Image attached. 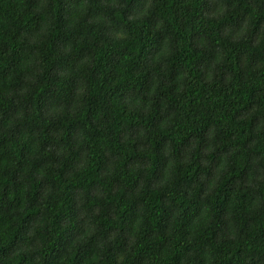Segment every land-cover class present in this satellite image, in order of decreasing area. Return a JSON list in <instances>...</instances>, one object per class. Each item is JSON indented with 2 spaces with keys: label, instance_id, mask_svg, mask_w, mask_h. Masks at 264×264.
<instances>
[{
  "label": "trees",
  "instance_id": "1",
  "mask_svg": "<svg viewBox=\"0 0 264 264\" xmlns=\"http://www.w3.org/2000/svg\"><path fill=\"white\" fill-rule=\"evenodd\" d=\"M0 264H264V0H0Z\"/></svg>",
  "mask_w": 264,
  "mask_h": 264
}]
</instances>
